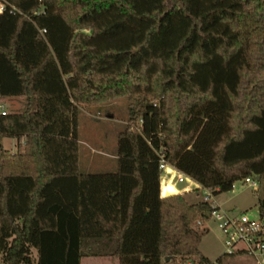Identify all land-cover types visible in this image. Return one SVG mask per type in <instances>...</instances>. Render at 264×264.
<instances>
[{"label": "trees", "instance_id": "1", "mask_svg": "<svg viewBox=\"0 0 264 264\" xmlns=\"http://www.w3.org/2000/svg\"><path fill=\"white\" fill-rule=\"evenodd\" d=\"M0 4V98H22L0 113V264H212L209 204L161 195L159 150L213 194L258 176L264 215V0ZM122 96L141 124L116 171L82 173L80 104Z\"/></svg>", "mask_w": 264, "mask_h": 264}, {"label": "rangeland", "instance_id": "2", "mask_svg": "<svg viewBox=\"0 0 264 264\" xmlns=\"http://www.w3.org/2000/svg\"><path fill=\"white\" fill-rule=\"evenodd\" d=\"M9 104L5 107L9 109ZM137 122L128 121V101L122 96L100 104H80L77 114V133L79 141V169L82 173L114 172L117 168V135L129 126L137 129ZM187 183H182L186 185ZM197 193V194H196ZM218 199L227 200L224 208L227 210L234 206L249 216H257L256 190L236 182L233 189L218 193ZM203 191L198 189L189 197L190 201H199ZM207 231L202 234L200 251L211 261L223 253L220 232L212 219L202 222ZM250 262L249 258H240ZM229 259L223 258V264H228ZM82 264H111L107 259L86 257Z\"/></svg>", "mask_w": 264, "mask_h": 264}, {"label": "built area", "instance_id": "3", "mask_svg": "<svg viewBox=\"0 0 264 264\" xmlns=\"http://www.w3.org/2000/svg\"><path fill=\"white\" fill-rule=\"evenodd\" d=\"M4 10L2 4H0V13ZM42 33H45L43 30ZM1 114H5L4 110H1ZM139 125L141 120H139ZM159 155V169L162 172L167 167L176 170L175 167L170 165L166 159L162 150L158 151ZM179 183L189 181L193 182L191 178L183 173H180L177 177ZM241 182L243 185L251 187L257 190L259 183L254 176H246L240 180H236L232 184V189L236 182ZM197 190L203 191L202 201L209 204V210L206 212L208 219H212L220 232L221 242L223 244V255L232 256L237 254L246 255L258 264H264V215L249 216L246 212L229 211L223 209L214 198L213 192L201 186L197 185ZM201 224V221H198ZM186 264H195L192 261H188ZM212 264H220L213 261Z\"/></svg>", "mask_w": 264, "mask_h": 264}, {"label": "crops", "instance_id": "4", "mask_svg": "<svg viewBox=\"0 0 264 264\" xmlns=\"http://www.w3.org/2000/svg\"><path fill=\"white\" fill-rule=\"evenodd\" d=\"M6 103H8L10 105L9 106L10 110L6 109V107H5ZM21 103H22V98H10V97L0 98V113H1V110H4L6 112H12L13 110L18 109L20 107ZM2 142H3L4 148L9 150L11 153H14L16 151L17 140L15 138L4 137ZM180 173H183V172H181L177 169L174 170L170 167H167L165 170H163L161 172V174H160V189H161V195L162 196H163V193H165V192H173L174 194H178V193L183 194L187 199V197H189L194 191H196L197 185H199V184L196 183L195 181H193V182L185 181V182H181V183H179L177 181V177L179 176ZM182 183H187V184L182 185ZM218 196H219V194H214L215 201L223 209H225L224 205L227 202V200L221 201L218 199ZM188 201H190V200H188ZM190 202H193V201H190ZM227 210L234 211V212L239 211L237 209V206H234V207L229 208ZM257 213L259 214L258 209H257ZM221 255H222V253H221ZM224 257H227L229 259L228 264H258L252 258H250L246 255H242V254H237V255H232V256H224ZM242 257L249 258L250 262L241 260L240 258H242ZM220 264H223V259H222V262Z\"/></svg>", "mask_w": 264, "mask_h": 264}, {"label": "water", "instance_id": "5", "mask_svg": "<svg viewBox=\"0 0 264 264\" xmlns=\"http://www.w3.org/2000/svg\"><path fill=\"white\" fill-rule=\"evenodd\" d=\"M255 179H256V180H259V177L256 176ZM172 195H174L173 192H165V193H163V197H165V196H172ZM234 213H236V212H234Z\"/></svg>", "mask_w": 264, "mask_h": 264}]
</instances>
